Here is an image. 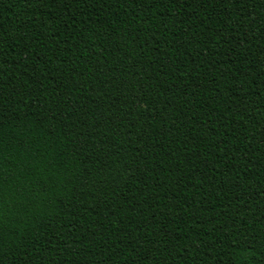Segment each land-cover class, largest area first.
<instances>
[{"label":"trees","instance_id":"obj_1","mask_svg":"<svg viewBox=\"0 0 264 264\" xmlns=\"http://www.w3.org/2000/svg\"><path fill=\"white\" fill-rule=\"evenodd\" d=\"M0 264H264V0H0Z\"/></svg>","mask_w":264,"mask_h":264}]
</instances>
